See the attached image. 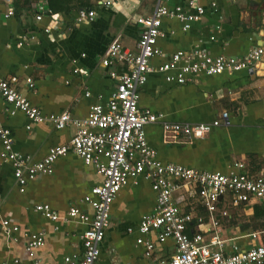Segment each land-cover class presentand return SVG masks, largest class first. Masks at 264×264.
<instances>
[{"label":"crops","instance_id":"obj_1","mask_svg":"<svg viewBox=\"0 0 264 264\" xmlns=\"http://www.w3.org/2000/svg\"><path fill=\"white\" fill-rule=\"evenodd\" d=\"M156 1L120 0L104 6L99 0H93L87 10L92 9L95 17L84 21H78L77 17L87 10L66 16L44 13L37 21L36 5L43 1H35L29 13L21 10L19 16L14 13L0 20V75L43 114L66 109L73 118L84 117L91 104L107 105L117 82L110 71L127 69L123 63L102 64L108 43L115 34L121 33L123 44L136 51L139 27L133 18L151 14ZM211 1L215 2L214 6ZM199 2L206 12L187 31L181 29V22L175 18L162 19L165 31L175 29L174 33L157 40L165 55L198 45L213 55L242 56L260 45L259 36L264 39V0ZM167 3L184 5L185 0H167ZM6 6L0 0V13ZM45 27L49 32L44 31ZM22 37L24 40L19 44ZM162 61L158 56L150 60L153 65ZM75 67L79 70L74 71ZM27 78L31 79L32 86ZM138 92L140 109L148 108L163 115L145 126L147 142L162 161L221 172L238 160L244 161L252 171L264 164V68L252 66L214 75L200 73L183 83L167 82L163 73L151 72ZM223 110L230 115V125L212 127L205 137L190 142H164L161 119L211 122ZM0 122L10 128L13 148L35 159L45 155L50 146L66 143L76 131L73 122L60 129L49 122L33 123L26 129L29 119L21 111L9 114L1 98ZM101 181L102 176L91 164L69 153L56 159L54 172L28 180L21 192L10 164L0 160V216L19 226L18 231L10 234L0 230V262L17 258L19 264H67L66 255L75 254L80 258L84 252L81 236L88 225L68 217L67 212L69 207L77 206L91 216V206L82 199ZM174 198L183 212L192 215L191 230L208 227L206 209L197 199L189 197L183 187ZM36 203H48L60 219L53 221L35 211ZM154 205L155 191L145 177L130 180L122 187L111 204L109 224L94 264H158L169 259L176 251L173 238L158 241L155 233H150L148 238L154 247L149 254L143 243L136 242L141 236L140 218L151 212ZM218 208L227 211V215H217L218 234L227 239L226 252L234 244L243 249L264 241V197L239 205L221 202ZM198 216L203 219L201 223L197 221ZM39 231L44 233V244L30 256L25 249L24 233ZM252 233H256L255 239Z\"/></svg>","mask_w":264,"mask_h":264},{"label":"built area","instance_id":"obj_2","mask_svg":"<svg viewBox=\"0 0 264 264\" xmlns=\"http://www.w3.org/2000/svg\"><path fill=\"white\" fill-rule=\"evenodd\" d=\"M6 9L0 13V20L14 14L12 0H3ZM120 0H99V4L111 6ZM211 6L215 2L211 1ZM51 11L44 2L36 5L35 19L40 21L44 13ZM206 12L199 0H185V4H168L167 0H157L149 15H139L133 22L139 27V38L136 51L122 42L121 33L113 36L107 45L102 64L114 65L123 63L127 69L122 72L110 71L116 79V86L106 106L99 103L90 105L87 114L73 118L68 110L59 113L43 114L41 110L16 89L7 79L0 75V98L5 103V111L14 114L21 111L28 119L26 129L33 123L49 122L60 129L73 122L76 131L62 144L52 145L45 155L35 159L29 153L13 148L14 138L9 127L0 122V160L9 163L19 190L24 191L26 183L35 179L38 174L54 172V163L58 157L74 153L86 164H91L102 176V181L91 187L82 201L92 208L91 216L82 212L77 206H71L67 215L80 222L87 223L82 233L83 255H66L67 264H94L99 257L100 243L109 224L110 207L116 195L130 180L136 181L143 176L150 180L155 191V205L151 212L141 216L136 239L143 243L149 254L154 245L148 235L152 232L158 241L171 237L176 243L175 253L158 264H264V241L239 249L236 244L230 252L225 251L227 239L218 234L217 215H227L225 209L219 210L221 202L239 205L249 203L252 199L264 197V164L257 170H248L244 161L238 160L228 166L227 171H209L183 164L162 161L146 139L145 126L162 118L148 108L138 106V88L147 80L151 72L164 74L165 81L183 83L192 75H207L223 72H236L254 67L264 54L259 45L250 48L242 56L219 53L213 55L206 47L198 45L181 49L165 55L157 45L159 37L172 34L162 28V19L175 18L181 22V29L187 31L191 24L198 21ZM95 12L90 9L77 17L78 21L93 19ZM49 32V28H44ZM213 39V36L210 37ZM24 37L18 42L22 44ZM162 57L157 65L151 64L152 57ZM79 68L75 67L74 71ZM30 86L33 85L27 78ZM87 96L89 92L85 93ZM231 124L226 110L211 122H178L161 119L162 138L166 143H177L186 140L201 139L215 126ZM183 187L187 195L197 199L206 209L209 216L208 227L191 230L192 215L183 212L174 198ZM1 200V197H0ZM1 202V201H0ZM34 210L45 217L56 221L60 219L57 211L48 203H36ZM65 218V217H64ZM198 216V223L202 222ZM57 227V226H56ZM55 227V228H56ZM0 230L7 234L19 230V226L6 217L0 216ZM131 230V229H129ZM27 238L25 249L33 256L34 249L44 244V233L25 232ZM256 238V233L251 234ZM0 264H19L17 258L4 259Z\"/></svg>","mask_w":264,"mask_h":264},{"label":"trees","instance_id":"obj_3","mask_svg":"<svg viewBox=\"0 0 264 264\" xmlns=\"http://www.w3.org/2000/svg\"><path fill=\"white\" fill-rule=\"evenodd\" d=\"M38 0H12L14 13L19 16L21 10L27 13L33 9V2ZM51 14L70 15L80 10H87L93 5V0H42Z\"/></svg>","mask_w":264,"mask_h":264},{"label":"water","instance_id":"obj_4","mask_svg":"<svg viewBox=\"0 0 264 264\" xmlns=\"http://www.w3.org/2000/svg\"><path fill=\"white\" fill-rule=\"evenodd\" d=\"M255 0H251V3H253ZM262 1V0H261ZM47 13H49L48 11H46ZM262 33H260V35H261ZM264 34V33H263ZM259 39L261 40V43H259L261 46H263V48H264V39L262 38V35L261 36H259ZM264 55V54H263ZM263 55H262V57H261V59L258 61V63L253 67V69H255V68H257V67H262V68H264L263 66H264V57H263Z\"/></svg>","mask_w":264,"mask_h":264}]
</instances>
